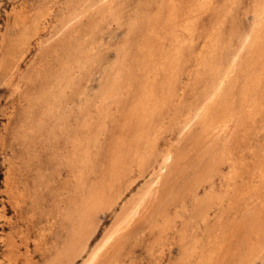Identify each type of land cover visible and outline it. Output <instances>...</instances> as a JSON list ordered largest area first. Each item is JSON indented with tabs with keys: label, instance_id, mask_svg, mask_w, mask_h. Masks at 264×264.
I'll use <instances>...</instances> for the list:
<instances>
[{
	"label": "rangeland",
	"instance_id": "374dc122",
	"mask_svg": "<svg viewBox=\"0 0 264 264\" xmlns=\"http://www.w3.org/2000/svg\"><path fill=\"white\" fill-rule=\"evenodd\" d=\"M47 1L50 9L45 16L46 8L41 0H0V210L2 202L7 203V198L10 197V203L18 211L15 213L13 207L7 204L4 209L5 216L0 218V235H8V246L3 245L0 240V257L7 254L18 255L19 264H46L53 258L54 245L60 249L67 236V228L69 229V223L62 219V208H66L68 212L71 205L79 202L76 201L82 194L81 187L65 168L59 170L60 174L54 182L55 187L37 185V196L40 198L38 203H35L28 191L20 185V182L26 180V176L28 179L35 176L36 170L23 171V174L17 168V161L22 157L26 158L28 154H25L27 144L22 141V136L14 138L11 133L14 124H10V118L16 114L18 103L14 92L15 85L20 76L27 72L35 57L39 56V47L36 46L38 35L31 36L36 30L33 20L37 14V19L47 25L45 30L39 31L45 40L47 36L51 38V33L59 27L57 18L67 13V10L62 13L57 11L67 0ZM153 1L114 0L113 3L120 5L116 19L108 14L104 17L95 12L96 22L92 23H87L82 15L94 12L89 9L95 0L75 1L71 11L78 13L82 18L78 23L73 19V23L66 29V35H73L70 43L59 41L56 45L61 58H66L65 55L70 58L80 57V66L74 64L77 61H72L73 82L68 91H65L67 96H59L62 108L55 112L58 134L55 136L54 145L59 144L63 150L66 143L70 142L72 145L73 139L77 136L79 138V109L85 106L87 128L84 131L90 153L86 188L97 187L100 181H103L104 171L110 169L109 165L114 156L123 154L132 160V165H136V156L143 150L138 140H148L150 155L146 165L143 169L134 171L119 185L123 189L128 188L124 191L116 210L98 214V226L91 237L90 247L101 239L104 232L111 229L117 215L120 216L124 212L133 198L146 189L150 192L158 188L162 175L168 173L177 184L192 175V160L186 161L181 157H186L185 155L193 150L201 126L212 124L209 138L218 149L225 147V139L231 134L234 122L247 102L254 73L259 76L260 90H264V68L261 62L263 52L260 51L262 40L258 42L259 48H254V41H258L255 35L258 34V27L263 18V14L259 13V0H208L205 3L200 13L206 26L205 30L204 27L202 30L203 36L196 38L192 43L188 40L183 43L182 57L177 69L179 80L176 81V91L171 94L172 98L166 96L167 76L162 72L161 64L146 61L152 75L137 74V67L146 59L140 52H147L150 43H146V29L142 27L143 24L135 27L131 24L134 21H143L144 17L149 21L148 25L152 24L151 18L156 12L155 9L161 4ZM37 6H41L39 10ZM83 9L85 12H82ZM54 24L58 26L53 28ZM90 28L93 29L86 33ZM136 28L138 30H135ZM209 36L212 39L207 41ZM26 38L30 43L23 45ZM87 40L90 43H87ZM142 46V51H138ZM201 48L204 49L203 52ZM214 61L228 69V74L222 76V79L220 74L210 76L207 71ZM214 80H223L220 90L208 91L210 83ZM202 108V120L192 118V114L200 112ZM61 117L65 119L63 123ZM262 117L264 119V103ZM187 118H190V121L185 126ZM226 118L229 121L221 132V123ZM65 127L67 131L61 137L59 128L65 130ZM44 137L45 133L41 139ZM37 143L40 144L32 156L37 154L38 160L32 159V168H38L39 162L46 157L45 145L48 142L42 143L38 140ZM258 149L261 151H258L259 155L262 156L258 159L264 161V133L259 132V125L233 150L237 169L235 187H243L246 178L242 163L248 162L250 165L253 160H257L252 151ZM165 155L171 157V160L169 158L164 161ZM178 160L182 171L185 170L183 175L181 169L179 173L173 169L170 173L167 170L173 166L170 162ZM8 167H11V170L7 173ZM159 172V178L155 179ZM227 172L228 168H224V173ZM226 180L220 175L214 176L212 187L215 193H224L225 187H229ZM65 181H69L70 185L62 189ZM9 183L11 187L8 186ZM205 186L206 184L200 188V197L209 190V187ZM180 194L182 199L172 212L175 216V231L167 234L161 248L156 246L154 251H149L147 241L144 242L149 238L145 230L144 236L139 235L138 239L133 241L131 256L125 258V264L179 263L181 250L177 243L176 230L182 231L181 228L187 223L189 228H194L197 222L195 200L183 191ZM62 199L66 200L67 204L52 206L56 202L59 205ZM226 202L227 199L221 207L223 210L227 207ZM238 206L240 209H237V213H232L228 219L237 218L245 207ZM48 211H51L52 216L48 215ZM223 214L225 215L224 211ZM24 237H28L27 252ZM231 245L240 252L247 248L244 236L240 233L233 236ZM85 255L77 258L72 264H85L88 257ZM227 258L228 264L232 263L233 258ZM218 264L224 263L219 261ZM251 264H264V249L263 254Z\"/></svg>",
	"mask_w": 264,
	"mask_h": 264
},
{
	"label": "bare ground",
	"instance_id": "6f19581e",
	"mask_svg": "<svg viewBox=\"0 0 264 264\" xmlns=\"http://www.w3.org/2000/svg\"><path fill=\"white\" fill-rule=\"evenodd\" d=\"M41 1L44 8H46V16L50 7L47 0ZM75 1L79 0H67L58 7L57 11L62 13L67 10V13L57 18L59 27L51 33L52 37L56 36L53 39L47 36L43 40L44 36L39 31L45 30L47 25L37 19L39 17L38 14L33 20L36 30L31 36L38 35L36 46L39 47V56L38 58L35 57V62H31L27 72L20 76L15 85L14 92L18 97V103L15 108L17 112L10 118V124H14L11 130L14 138L21 135L22 141L27 144L25 154L28 155H26V158L22 157L17 161V168L23 174L28 170L30 172L36 170L35 176L33 175L30 179L26 176V180L20 182V185L28 191L35 203H38L40 199L37 196L36 187L40 186L39 184H44L45 187L49 188L55 187L56 176L60 174L59 170L62 168L72 174L78 186L82 189V194L76 201H79L78 203L71 205L68 212L65 210L66 208H62L64 209V212L62 210V219L69 223V229L67 228V236L60 249L54 245L55 255L46 264H72L77 258L83 257V254L88 256L85 259V264H125V258L131 256L133 241L137 240L139 235L140 237L144 236L146 234L145 230L148 237L152 239L149 240L147 238L144 240V242L147 241L148 250L154 251L156 246L161 248L167 238V234L173 233L176 229L175 216H173L172 212L182 199L181 191L192 200H195L194 207L197 222L194 228H189L187 223L181 228L182 231L176 230V233H178L176 234L178 236L177 243L181 250L178 264H218L219 261L228 264L227 257L233 258L230 264H251L255 258L263 254L264 249V161L258 159L262 157L259 155L261 153L259 149L255 152L252 151V155H255L257 160H253L250 165L248 162L242 163L246 182L243 183V187H235L234 183L237 176L235 171L237 169L233 150L241 145L250 132L257 128V125H259V132L264 133V119L262 117L264 90H260V79L255 73L251 77L252 85L247 102L244 99L246 102L244 103V109L239 114L236 122H234L231 134L226 137L225 147L218 149L209 138L212 124L201 126V132L196 138V145H194L193 150L188 155H185L186 157H181L186 161L188 159L192 160V165H190V168L193 169L192 175L178 184L168 176V173L164 176L162 175L159 187L150 192L146 189L133 198L128 206L125 207L124 212L120 216L117 215L111 229L104 232L101 239L93 247H90L91 237L98 226V214L103 211L113 212L116 210L124 191L128 188L125 187L123 189L119 185L129 178L134 171L144 168L150 152L148 150V140L146 138L138 140L143 150L139 155H135L136 165H132V160L123 154L114 156L112 158L113 162L109 165L110 169L104 171L103 181H100L97 187L86 188L90 153L87 146L86 132L84 131L87 128L85 106H81L79 109V117L81 119L79 138L78 136L75 137L72 145L70 142L66 143L63 146V150L60 149L59 144L54 145L55 136L58 134L57 114L55 112L62 108L59 96L64 95L66 97L65 91H68L70 84L73 82L72 61H77L74 64L77 67L80 66L78 61L80 57L70 58L69 55H65L66 58H61L56 45L59 41L70 43L73 35L70 33L66 35V29L73 21L76 23L80 22L82 16L87 23H92L96 22L94 18L95 12L104 15V17L108 14L116 19V15L120 10V5L113 3L114 0H95V4L92 3L89 9L94 12L84 13L80 17L78 13L71 11L75 6ZM207 1L154 0L153 2L161 4L155 9L156 12L151 18L152 24L148 25L149 21L145 17L143 21H134L131 24L134 27L143 24L142 27L146 29L144 31L146 43H150L148 45L150 48H148L147 52H140L142 57L147 60L143 59L140 62L137 67V74L141 73L142 76L152 75L151 69L148 68L149 64L147 65L146 61L161 64L162 72L167 76L166 96L169 98H172L171 94L174 90L176 91V81L179 80L177 69L182 57L183 43L187 40L192 43L196 38L199 39L203 36L202 30L203 27L205 30L206 26H204L200 13L201 8ZM259 1V13L263 14V18L258 27V34L255 35L256 38L258 37V41H254V48L257 50L259 48L258 42L262 40L263 45L260 51L263 52L261 62L262 68H264V0ZM40 7L37 6V10ZM37 12L39 13V11ZM82 12H85V9ZM51 16L53 17V13ZM58 25L54 24L53 28ZM92 29L86 30V33ZM135 30H138V28ZM211 39L212 37L209 36L207 41ZM29 43V39L26 38L22 44L28 45ZM87 43L90 42L87 40ZM142 49L143 46L138 51H142ZM203 51L204 49L201 48V52ZM201 52L199 53L202 54ZM207 71L210 76L216 73L220 74L221 79L222 76L228 74V69H224L223 64L217 61H214ZM222 81H212L208 91L220 90ZM203 112V108L200 112L196 111L192 114V118L201 121ZM60 120L62 123L65 121L62 117ZM189 121L190 118H187L185 126H187ZM227 121H229L227 118L222 121L221 132L222 130L224 131ZM59 131L62 137L63 133H66L67 127H65V130L59 128ZM41 132L45 133L44 139H41L43 135ZM145 132L146 130L144 134ZM146 137H148V134H146ZM38 140L42 143L48 142L45 145L46 157L39 162L38 168H32L31 166L34 164L32 159L38 160L37 154L32 156V153L34 154L33 151H36V147L40 144L37 143ZM164 158V161L169 158L171 160V157L167 155ZM179 164L180 160L170 162V165L173 166L167 169L168 172L170 173L172 169L176 173H179L180 169L182 171ZM166 165L168 166L167 163ZM224 168H228L227 173H224ZM10 170L11 167H8L7 173ZM160 172L155 176V179ZM184 172L185 170L181 172V175ZM219 175L227 179V186H229L225 187L224 193L221 194L215 193L212 187L214 176ZM7 179L5 181L6 184ZM204 184H206L205 187H209V190L207 194L200 197V188ZM62 185V189H65L70 185V182L65 181ZM8 186L11 187L10 183ZM15 186L18 187L16 184ZM9 199L10 197L7 198V203L2 202L0 218L5 216L4 209L7 204H10L15 213H18ZM225 199H227V207L223 210L221 207ZM62 203L67 204L66 200L62 199L59 205L56 202L52 206H62ZM238 205L245 206L243 211L241 209L237 218L228 219L232 213H237L240 209ZM246 205L249 207H246ZM214 211V217L211 219ZM50 212L48 211V215H51ZM238 233L244 236L247 245L246 250H243V252L231 245L233 236ZM7 237L8 235H0V240L5 246H8ZM26 239L28 237H24L23 240L25 251L27 252L28 242ZM4 262L7 264L20 263L18 255L13 256L11 254L0 257V264H4ZM26 264L32 263L26 262Z\"/></svg>",
	"mask_w": 264,
	"mask_h": 264
}]
</instances>
